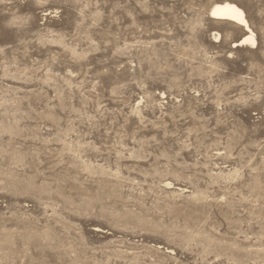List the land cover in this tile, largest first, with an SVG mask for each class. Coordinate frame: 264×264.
<instances>
[{
  "label": "rangeland",
  "instance_id": "1",
  "mask_svg": "<svg viewBox=\"0 0 264 264\" xmlns=\"http://www.w3.org/2000/svg\"><path fill=\"white\" fill-rule=\"evenodd\" d=\"M0 264H264V0H0Z\"/></svg>",
  "mask_w": 264,
  "mask_h": 264
},
{
  "label": "bare ground",
  "instance_id": "2",
  "mask_svg": "<svg viewBox=\"0 0 264 264\" xmlns=\"http://www.w3.org/2000/svg\"><path fill=\"white\" fill-rule=\"evenodd\" d=\"M209 15L215 19L221 18V20H229L243 26V28H245L244 30L249 31V35L244 37L243 41H249L251 43L255 42L253 33L250 31L247 21L244 17L245 14L235 4L230 2L215 4L210 9Z\"/></svg>",
  "mask_w": 264,
  "mask_h": 264
}]
</instances>
